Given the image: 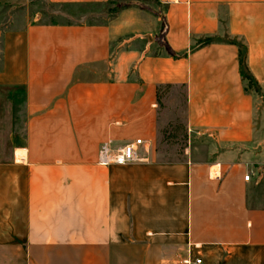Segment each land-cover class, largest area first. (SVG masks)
Wrapping results in <instances>:
<instances>
[{
  "label": "crops",
  "instance_id": "0c3cea01",
  "mask_svg": "<svg viewBox=\"0 0 264 264\" xmlns=\"http://www.w3.org/2000/svg\"><path fill=\"white\" fill-rule=\"evenodd\" d=\"M0 264H264V0H0Z\"/></svg>",
  "mask_w": 264,
  "mask_h": 264
},
{
  "label": "built area",
  "instance_id": "2783aa9c",
  "mask_svg": "<svg viewBox=\"0 0 264 264\" xmlns=\"http://www.w3.org/2000/svg\"><path fill=\"white\" fill-rule=\"evenodd\" d=\"M142 143L141 138H136L132 141H128L125 144L111 150L108 146V142L101 145L98 153L99 162L103 164L115 163L118 165L137 161L139 159L137 154V147ZM250 173L244 175V179L248 180ZM196 262H200L199 259Z\"/></svg>",
  "mask_w": 264,
  "mask_h": 264
},
{
  "label": "rangeland",
  "instance_id": "374dc122",
  "mask_svg": "<svg viewBox=\"0 0 264 264\" xmlns=\"http://www.w3.org/2000/svg\"><path fill=\"white\" fill-rule=\"evenodd\" d=\"M19 18L18 17H16V19H15V23L16 24H19ZM173 100H174V98H170L169 99V102H170V104H172V102H173ZM176 112L178 113L179 112V110H177V109H173L172 107L171 108H169V111H168V113H169V115H172V114H176Z\"/></svg>",
  "mask_w": 264,
  "mask_h": 264
},
{
  "label": "trees",
  "instance_id": "16d2710c",
  "mask_svg": "<svg viewBox=\"0 0 264 264\" xmlns=\"http://www.w3.org/2000/svg\"><path fill=\"white\" fill-rule=\"evenodd\" d=\"M244 65V63L242 62V66Z\"/></svg>",
  "mask_w": 264,
  "mask_h": 264
},
{
  "label": "water",
  "instance_id": "95a60500",
  "mask_svg": "<svg viewBox=\"0 0 264 264\" xmlns=\"http://www.w3.org/2000/svg\"><path fill=\"white\" fill-rule=\"evenodd\" d=\"M146 37H148V36H146Z\"/></svg>",
  "mask_w": 264,
  "mask_h": 264
}]
</instances>
